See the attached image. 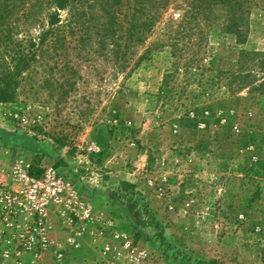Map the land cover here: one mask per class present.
<instances>
[{
	"label": "rangeland",
	"instance_id": "obj_1",
	"mask_svg": "<svg viewBox=\"0 0 264 264\" xmlns=\"http://www.w3.org/2000/svg\"><path fill=\"white\" fill-rule=\"evenodd\" d=\"M80 1L0 104V159L53 165L107 209L30 262L264 264L262 55L250 84L232 75L264 53V0H237L239 38L227 0ZM38 7L5 19L8 50L48 29Z\"/></svg>",
	"mask_w": 264,
	"mask_h": 264
},
{
	"label": "built area",
	"instance_id": "obj_2",
	"mask_svg": "<svg viewBox=\"0 0 264 264\" xmlns=\"http://www.w3.org/2000/svg\"><path fill=\"white\" fill-rule=\"evenodd\" d=\"M29 166V160L20 155L11 164L8 179L0 173V264H32V256L52 248L47 225L52 206L78 230L96 221L87 199L66 173L48 164L41 166L39 176H33ZM118 237L113 235V239Z\"/></svg>",
	"mask_w": 264,
	"mask_h": 264
},
{
	"label": "trees",
	"instance_id": "obj_3",
	"mask_svg": "<svg viewBox=\"0 0 264 264\" xmlns=\"http://www.w3.org/2000/svg\"><path fill=\"white\" fill-rule=\"evenodd\" d=\"M102 1V0H100ZM109 2L103 1L104 7L114 4H119L122 0H109ZM223 2V1H222ZM31 5V8L33 11L36 9L37 6L38 9H46L47 11L44 13L45 17L48 21V29L42 30L40 35L38 36V41L35 43V41L31 38L25 40L24 43H22L21 49H19L17 52L10 49L8 50V46L6 43L7 36H4V24L5 19L8 17V15L14 11V8L16 6H25V4ZM42 3L46 4L45 7H42ZM224 3V2H223ZM226 3H230V13L232 14L230 16V21L227 26V30L229 32H234L237 34L238 38L241 35L240 29L237 24L236 20V13H235V5L239 4L237 0H227ZM82 2L80 0H34L32 3L31 0H0V104L13 102L16 94L17 89L20 84V77L24 72H26L30 66L33 60L36 58V56L41 55V51L43 50V47H49L51 45L45 44L47 37L49 34L55 29L57 30L58 27L54 28V25L59 22V12L60 10H64L67 8H75V5H80ZM37 5V6H36ZM77 7V6H76ZM109 7L105 9V12H108ZM139 9L137 8L136 13L139 12ZM130 26L136 27L135 23H131ZM56 43L60 42V39L55 37ZM6 43V44H5ZM53 46V45H52ZM51 46V47H52ZM55 49L56 46H53ZM259 60H257V66L260 67L261 71H264V53L258 52L254 50H241L239 53V69L232 73V75L240 74L242 81H244L245 84H250L253 80L251 78L250 73L243 74V69L245 65L248 63L253 62V60L258 56ZM243 68V69H242ZM237 78V77H236ZM255 90L260 89L259 91L262 93L264 91V82H261L259 85L254 87ZM38 163L33 162L29 166V173L33 176H39L43 169L41 167H38ZM122 186L130 187L132 188V184L128 182H121ZM213 264V263H211Z\"/></svg>",
	"mask_w": 264,
	"mask_h": 264
},
{
	"label": "crops",
	"instance_id": "obj_4",
	"mask_svg": "<svg viewBox=\"0 0 264 264\" xmlns=\"http://www.w3.org/2000/svg\"><path fill=\"white\" fill-rule=\"evenodd\" d=\"M9 170H10L9 161L6 158L2 159V160L0 159V173H1V177L3 179L9 178ZM100 191H101V188H97L96 193L100 194ZM98 198H101V197H98ZM100 201L101 200H94V201H92V204H90L88 201V203L90 204L92 211L95 215V219L98 223H100L102 221L101 219H103L102 215L104 214V209H107L105 207L103 208ZM47 225H48L49 236H53V235H55L54 233H57V232L62 233L64 235L65 232L70 233L69 231H72V228L74 229L77 227L76 225L70 226L69 223L67 221H65V218L63 216H61L60 214H58L55 206H52V208H51V212H50L48 219H47ZM67 245H69V244L67 243Z\"/></svg>",
	"mask_w": 264,
	"mask_h": 264
}]
</instances>
